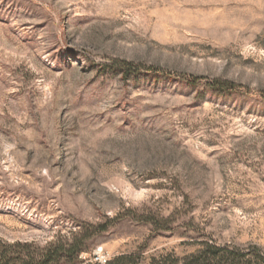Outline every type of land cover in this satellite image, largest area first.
Returning a JSON list of instances; mask_svg holds the SVG:
<instances>
[{
	"label": "rangeland",
	"instance_id": "rangeland-1",
	"mask_svg": "<svg viewBox=\"0 0 264 264\" xmlns=\"http://www.w3.org/2000/svg\"><path fill=\"white\" fill-rule=\"evenodd\" d=\"M204 243L264 253V0H0V264Z\"/></svg>",
	"mask_w": 264,
	"mask_h": 264
},
{
	"label": "trees",
	"instance_id": "trees-1",
	"mask_svg": "<svg viewBox=\"0 0 264 264\" xmlns=\"http://www.w3.org/2000/svg\"><path fill=\"white\" fill-rule=\"evenodd\" d=\"M146 73H158V70L147 68ZM201 78H188V83H194ZM209 87L214 90H224L227 92L237 91L236 85L231 82L214 81L209 84ZM149 223L151 220H141ZM94 232L87 234L84 238L88 239L96 233L106 231V224L90 226ZM78 243L73 244L65 254L72 256L78 249ZM57 252V251H56ZM50 254L47 255L43 263L49 262ZM181 264H264V253L258 248L241 250L239 248L221 247L214 244L204 243L202 248L197 252L188 256Z\"/></svg>",
	"mask_w": 264,
	"mask_h": 264
},
{
	"label": "built area",
	"instance_id": "built-area-1",
	"mask_svg": "<svg viewBox=\"0 0 264 264\" xmlns=\"http://www.w3.org/2000/svg\"><path fill=\"white\" fill-rule=\"evenodd\" d=\"M108 261V257L101 254V253H95L93 254V262L95 264H106Z\"/></svg>",
	"mask_w": 264,
	"mask_h": 264
}]
</instances>
